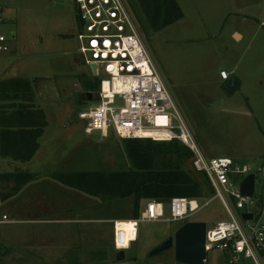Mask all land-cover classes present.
<instances>
[{
	"label": "rangeland",
	"instance_id": "374dc122",
	"mask_svg": "<svg viewBox=\"0 0 264 264\" xmlns=\"http://www.w3.org/2000/svg\"><path fill=\"white\" fill-rule=\"evenodd\" d=\"M177 1L184 18L154 32L138 0H125L148 53L200 150L207 157H230L257 170L264 165V0ZM2 6L5 21L0 32L7 37L10 51L0 54V82L18 78L33 84L34 105L45 112L48 121L42 139L44 149L32 168L63 173L58 180L66 189L80 194L82 215L90 208V219H96L80 224L81 229L102 231L107 224L99 221L107 218L131 220L133 198L91 195L67 185L63 177L78 172L114 174L135 169L125 160L113 131L109 137L99 132L85 133L86 122L79 115L98 105V89L91 90L89 85L99 80V72L96 68L94 73L92 64L79 52L78 34L83 29L74 0H2ZM235 32L242 38L235 39ZM222 70L240 82L232 94L220 85ZM88 93L94 94L93 100L88 99ZM180 144L191 152L186 159L168 153L166 144L165 148L147 146L152 152L144 163L153 170L183 169L201 176L203 173L194 166V153ZM15 165L0 157V212L6 215ZM2 175L10 178L2 179ZM198 180L202 183L201 178ZM202 188L206 189L203 185ZM262 188V178L258 177L253 199L257 206H261ZM204 194L208 195L205 191ZM213 197L208 195L205 202ZM145 208L144 202L142 211ZM168 210L165 205L166 217ZM228 218L221 202L213 199L189 221H203L210 229ZM183 224L140 223L137 241L125 250L126 258L120 262L105 237L95 243L84 242L81 248L102 253L103 260L97 258L96 264H177L173 249L156 256H151V252ZM125 226L132 229L131 223ZM229 259L228 253L215 249L208 253L205 264H230Z\"/></svg>",
	"mask_w": 264,
	"mask_h": 264
},
{
	"label": "built area",
	"instance_id": "2783aa9c",
	"mask_svg": "<svg viewBox=\"0 0 264 264\" xmlns=\"http://www.w3.org/2000/svg\"><path fill=\"white\" fill-rule=\"evenodd\" d=\"M74 3L83 29L78 34L79 52L88 64H96L101 80L95 97L98 105L79 115L86 122L85 133L99 132L109 137L113 131L123 141H180L194 153L195 168L207 175L213 190L214 197L202 205L199 200L185 197H175L167 203L150 201L138 219L130 220L134 225L131 238L116 223L115 249H129L138 239V226L142 222L185 223L210 201L218 199L229 218L210 229L207 226V252L217 249L228 253L230 264L246 261L264 264V165L255 170L252 165L230 157L204 155L159 75L125 0H74ZM4 21L0 0V25ZM9 51L8 39L0 32V54ZM231 76L226 70L220 72L224 82ZM252 174L255 186L250 197L243 194L242 183ZM258 177L263 181L261 206L253 200ZM1 205L0 201V211ZM165 205L169 207L167 217ZM249 215L252 218L246 219ZM9 222V217L0 212V230Z\"/></svg>",
	"mask_w": 264,
	"mask_h": 264
},
{
	"label": "trees",
	"instance_id": "16d2710c",
	"mask_svg": "<svg viewBox=\"0 0 264 264\" xmlns=\"http://www.w3.org/2000/svg\"><path fill=\"white\" fill-rule=\"evenodd\" d=\"M138 3L154 32H160L184 18V12L177 0H138ZM100 85L101 80L97 79V82L90 83L89 87L91 90H99ZM34 91V85L22 79L13 78L0 82V157L2 159L25 164L30 162L40 149V138L44 135L48 121L45 112L34 105L32 94ZM124 141H128L124 147L129 162L135 169L114 174L72 173L63 176L66 184L85 190L91 195L109 196V199L133 198L132 220L141 216L144 202L147 204L158 200L167 203L175 197L205 202L208 195L213 194L205 174L200 176V173L197 175L183 169L153 170L144 163L145 158L152 152L147 146L165 148L166 144L169 145L168 153L177 154L180 160L186 159L190 151L182 147L180 141L161 142L151 139ZM1 178H10V175H2ZM200 178L202 183L198 180ZM202 185L206 189H203ZM204 191L208 195L204 194Z\"/></svg>",
	"mask_w": 264,
	"mask_h": 264
},
{
	"label": "crops",
	"instance_id": "0c3cea01",
	"mask_svg": "<svg viewBox=\"0 0 264 264\" xmlns=\"http://www.w3.org/2000/svg\"><path fill=\"white\" fill-rule=\"evenodd\" d=\"M235 34L242 38L240 33ZM225 82L220 77L222 87ZM42 139L38 153L30 162L22 164L9 160L17 165L7 202L10 222L0 230V264H96L97 258L102 259V253L99 256L95 250L83 249L82 244L92 240L95 243L105 237L115 248L117 227L129 223L130 219L100 220L101 224H107L102 231L81 229L80 224L96 219H90V208L82 215L78 202L80 194L66 189L58 180L63 173L32 168L44 149ZM117 253L116 250L114 254Z\"/></svg>",
	"mask_w": 264,
	"mask_h": 264
},
{
	"label": "water",
	"instance_id": "95a60500",
	"mask_svg": "<svg viewBox=\"0 0 264 264\" xmlns=\"http://www.w3.org/2000/svg\"><path fill=\"white\" fill-rule=\"evenodd\" d=\"M83 24L84 21L81 20ZM235 39H239L241 36L239 34L234 35ZM94 73L97 72L96 64H92ZM35 82V81H34ZM240 85L237 78L232 76L228 81L225 82L223 90L227 94H232ZM89 100L94 99L93 93L87 94ZM118 144L123 152L125 160L130 165L128 155L126 153L123 140L116 135ZM255 186V176L250 175L242 183V192L244 195L253 196ZM246 219H251L252 217L245 216ZM207 241V224L203 221H188L178 228L174 235L170 236L162 244L152 250L151 256H156L164 253L168 250H174L175 261L177 264H205L208 259V252L206 248ZM126 258L125 250L118 251L116 254L117 261H123Z\"/></svg>",
	"mask_w": 264,
	"mask_h": 264
},
{
	"label": "bare ground",
	"instance_id": "6f19581e",
	"mask_svg": "<svg viewBox=\"0 0 264 264\" xmlns=\"http://www.w3.org/2000/svg\"><path fill=\"white\" fill-rule=\"evenodd\" d=\"M129 223H131V225H132V226H131V227H132V229H131V230H130V228H129V229H128V228H126V226H125V225H126L127 223H126V224H125V223H122V224L120 225V227H119V228H125V229H126V231H127V236H128V239L132 237V236H131V232H132V230H133V226H134V225L132 224V222H130V221H129Z\"/></svg>",
	"mask_w": 264,
	"mask_h": 264
}]
</instances>
